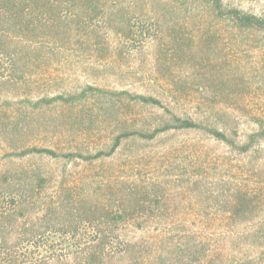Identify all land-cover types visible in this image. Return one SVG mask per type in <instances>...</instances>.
I'll return each mask as SVG.
<instances>
[{"label":"rangeland","instance_id":"obj_1","mask_svg":"<svg viewBox=\"0 0 264 264\" xmlns=\"http://www.w3.org/2000/svg\"><path fill=\"white\" fill-rule=\"evenodd\" d=\"M106 2L109 4L107 9L100 8L99 16L93 21L88 20L89 31L94 32V39L99 40L103 48L93 53L73 46L66 57L67 62H54L51 72L57 82L49 93L56 94L71 85L81 90L88 84L109 93L155 94L168 103L178 97L173 106L181 107L182 114L189 113L203 121L209 118L222 128L236 129L240 141L258 130V122L264 124V37L261 34L238 32L223 23L209 25L212 19L208 8L199 1ZM224 2L243 11L264 15V0ZM113 13L123 16L127 23L119 33L108 22ZM158 17L163 19L161 27L156 23ZM71 19L75 22L78 18L73 15ZM205 28L219 29L224 36L207 39L204 43L194 41L193 36ZM6 75V71H0L2 99L14 86L5 82L8 80ZM47 82L54 83L53 77ZM169 93L174 96L169 97ZM104 96L93 106L100 118L107 105L118 104L121 99L114 94ZM127 108L130 123L134 120L140 125L151 126L163 116L162 111L154 107L128 104ZM72 112L57 105L43 115L35 109L29 113L23 122L25 129L41 131L48 142L32 140L36 136L31 134H20V127L16 133L22 139H29V144L36 142L34 144L51 148H70L69 144L75 142L72 145H83L85 149L110 145L114 129L109 128L108 122L103 125L99 121L94 126L97 116L90 114V118L86 116L81 120ZM87 128H94L95 134L81 131ZM11 136L0 134L1 170L12 167L4 159L12 144L17 143ZM16 165L39 166L56 178L52 187L57 186L55 182L66 167L68 178L75 176L73 179L77 181L88 180V176L92 180L99 179L104 174L105 179H110L115 170L121 180H136L145 190L152 191L145 206L160 198L162 208L155 215L149 212L135 215L139 221L150 219L152 223L144 228L145 231L130 227L121 232L137 242L139 238L150 241L152 264H199L193 250L202 251L201 254L208 256L200 257L209 259L228 247L237 249L241 242L239 233L264 231V142L257 143L249 155H239L230 146L206 134L188 132L163 135L148 143L129 141L115 157L92 167L47 157L18 160ZM161 189H164L163 196L152 194ZM238 191L261 200L259 208L248 214L250 222L247 226L230 224L233 218L227 207Z\"/></svg>","mask_w":264,"mask_h":264},{"label":"trees","instance_id":"obj_2","mask_svg":"<svg viewBox=\"0 0 264 264\" xmlns=\"http://www.w3.org/2000/svg\"><path fill=\"white\" fill-rule=\"evenodd\" d=\"M192 1H199L208 8L212 19L209 25L223 23L235 31L259 33L264 37V15L243 11L227 5L224 0ZM108 5L106 0H0V71L7 72L6 83L14 84L10 93L5 94L4 99L0 98V134L5 137L12 134L11 140L17 142L4 157L12 167L0 169V264H152L150 241L139 238L137 242L121 232L130 227L145 231L152 221H139L135 215L139 212L155 215L162 208L160 198L153 199L146 207L152 191L145 190L136 180H121L115 170L110 179H105L104 174L99 179L92 180L88 176V180L77 181L73 179L75 176L68 178L65 167L59 181L55 182L57 186L52 187L55 177L39 166L19 167L16 165L18 160L47 157L92 167L115 157L129 141L148 143L163 135L188 132L206 134L230 146L239 155H249L257 143L264 142L263 123L258 122V130L240 141L236 129L222 128L209 118L206 122L189 113L182 114L181 107L173 106L178 97H174V101L169 98L171 103H168L155 94L109 93L88 84L81 90L71 85L56 94L49 93L57 82L51 72L54 62H67L66 57L73 46L93 53L101 51L103 47L94 39V32L89 31L88 20L93 21L99 16L100 8L107 9ZM73 15L78 18L75 22L71 19ZM108 22L118 33L127 24L123 16L114 13L108 17ZM156 23L161 27L163 19L158 17ZM223 36L219 29L205 28L193 36V40L204 43L207 39ZM40 75L41 82L38 80ZM52 77L54 83L47 82ZM106 94L121 99L118 104H111L112 107L107 105L100 118L93 106ZM168 96L174 95L169 93ZM128 104L157 108L163 116L151 126L140 125L134 120L130 123ZM57 105L72 110L81 120L86 116L90 118V114L97 116L94 126L99 121L103 125L108 122L109 128L114 129L110 145L85 149L81 144L82 147L72 145L75 142L69 144L70 148H51L36 145L34 141L29 144V139H22L16 133L20 127V134H31L36 136L32 140L48 142L41 131L25 129L23 122L33 109L40 110L43 115ZM121 108L123 113L120 115ZM72 116L70 114V120ZM3 119L8 122H2ZM81 131L95 134L94 128ZM163 192L161 189L152 194L163 196ZM260 202L257 197L238 191L227 207L233 218L230 224L247 226L250 222L248 214L255 212ZM237 236L241 241L237 249L228 247L209 259L200 257L208 256L201 254L202 251L193 250L194 255H198L195 260L199 264H264V231H244Z\"/></svg>","mask_w":264,"mask_h":264}]
</instances>
